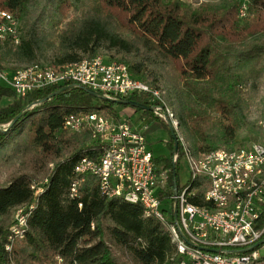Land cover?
<instances>
[{
	"label": "trees",
	"instance_id": "1",
	"mask_svg": "<svg viewBox=\"0 0 264 264\" xmlns=\"http://www.w3.org/2000/svg\"><path fill=\"white\" fill-rule=\"evenodd\" d=\"M30 2L0 0V12L20 21V45L0 48V65L63 66L106 50L108 61L125 64L134 78L161 92L178 124V144L174 154L169 127L152 112L94 98L79 88L51 86L17 97L0 86V165L17 161L41 174L56 162L37 196L32 174L20 173L0 186V217L33 206L11 252L5 250L7 227L0 226V264L9 257L15 264H179L182 257L160 221L145 217L139 204L103 196L95 176L75 173L81 158L95 160L101 151L89 131L71 133L64 121L97 113L117 122L121 109L131 108L138 117L129 122H139V130L160 123L169 135L170 157L153 156L156 168L168 171L159 197L173 195V176L180 190V159L199 162L211 152L238 148L236 138L259 106L264 0H249L242 18L237 0L197 10L179 0H52L51 14L36 18ZM124 100L150 106L143 95ZM75 182L78 194L71 197ZM185 185L197 191L189 203L204 206L205 179H188Z\"/></svg>",
	"mask_w": 264,
	"mask_h": 264
},
{
	"label": "built area",
	"instance_id": "2",
	"mask_svg": "<svg viewBox=\"0 0 264 264\" xmlns=\"http://www.w3.org/2000/svg\"><path fill=\"white\" fill-rule=\"evenodd\" d=\"M246 5L244 2L239 8L240 17L245 15ZM19 45L20 21L1 11L0 48L15 49ZM9 66L0 65V86L9 88L17 97L60 85L90 90L109 101L138 94L147 98L155 117L174 131L178 128L160 91L134 78L125 64L108 61L104 56L63 66L46 63ZM129 120L120 115L116 122L97 113L68 117L64 128L71 133L89 131L90 140L101 151L95 160L81 158L75 173L95 176L103 196L139 204L145 217L160 221L175 245L176 254L182 257L179 264H264V253H260L264 249V140L231 151L211 152L199 162L188 158L191 169L188 179L203 177L207 184L205 205L196 206L188 201L197 193L189 185L160 199L159 193L167 186L168 171L156 168L144 129L139 130ZM259 127L264 131V120ZM78 185L79 182L72 184L71 197L78 194ZM32 189L35 196L42 191L34 186ZM32 209L30 206L29 210ZM29 210H19L17 224L5 245L7 252H11L16 239H22ZM3 264H13L12 258Z\"/></svg>",
	"mask_w": 264,
	"mask_h": 264
},
{
	"label": "rangeland",
	"instance_id": "3",
	"mask_svg": "<svg viewBox=\"0 0 264 264\" xmlns=\"http://www.w3.org/2000/svg\"><path fill=\"white\" fill-rule=\"evenodd\" d=\"M179 1L189 6L192 10H197L200 7L205 6V5H218L224 2L225 0H205V1L204 0L202 1L201 0H179ZM237 1H238V7L240 6L239 8H241L243 3L246 2L247 4L249 0H237ZM28 8H29L31 17L36 18L41 13L51 14V10L53 8V2L52 0H31ZM238 12H239V9H238ZM68 14L70 15L69 17L70 19L73 13L70 10ZM245 15H246V11H245ZM118 21L125 22V19L123 16H120V18H118ZM98 55L104 56L106 58L110 56V54H108L106 50H101ZM9 67H15V65H11ZM120 114L124 118H130V120H133V122H135L138 117V114H136L131 108H122ZM262 120H264V85L261 90L259 106L257 108L251 109L250 111L249 119H248L249 125L246 127V129L241 131L236 138V144L239 147L247 146L251 144L252 142H254V140L257 142H262L264 140V131L259 127V122ZM137 125L139 126L140 123L137 122L136 126ZM145 138L148 144V149L152 152L155 158L169 159L170 153L166 145L167 141L169 140V135H168L167 130L163 128L160 125V123L158 122L150 123L146 127ZM173 160L175 161V158ZM55 163L56 162H53V161L49 162L41 174H34V173H31V171L27 167V164L25 163H20L17 161H10V162L6 161L0 165V186L6 184L7 181L12 176L19 175L20 173L22 174L27 173L29 175L32 174L34 177L32 186H34L35 189L40 188L41 185L45 184L47 176L49 172L52 170V168L54 167ZM159 167H162V164L159 165ZM190 173H191V169L188 163V159L186 157H183L179 161V169H178V184L180 187L185 185L186 181L190 177ZM20 209L21 208H16L12 210L7 216L0 217V226L3 225L7 227L8 235H12V228L15 227L17 224V215L19 216ZM260 253H264V249L263 250L261 249ZM12 261H13V264H15L13 259Z\"/></svg>",
	"mask_w": 264,
	"mask_h": 264
},
{
	"label": "water",
	"instance_id": "4",
	"mask_svg": "<svg viewBox=\"0 0 264 264\" xmlns=\"http://www.w3.org/2000/svg\"><path fill=\"white\" fill-rule=\"evenodd\" d=\"M83 91H85L88 95L94 97V98H100V99H103V100H107V99H104L102 97H99L96 93H94L93 91H90V90H84L82 89ZM63 90L59 91L58 93L62 92ZM109 101V100H108ZM111 102H116L117 104L119 105H122V106H130V107H133L135 109H140V110H144V111H148V112H151V107L150 106H145V105H140V104H137V103H134V102H129L127 100H121V101H111ZM20 116H18L13 122H16V120L19 119ZM170 130V135H171V138L173 140V144H174V154L176 153L177 151V144H178V140H177V137L175 135V132L173 129L169 128ZM173 190H174V194H176V183H175V177L173 176ZM261 243L257 244L256 247L260 246Z\"/></svg>",
	"mask_w": 264,
	"mask_h": 264
},
{
	"label": "crops",
	"instance_id": "5",
	"mask_svg": "<svg viewBox=\"0 0 264 264\" xmlns=\"http://www.w3.org/2000/svg\"><path fill=\"white\" fill-rule=\"evenodd\" d=\"M143 132H144V135H146V128H144Z\"/></svg>",
	"mask_w": 264,
	"mask_h": 264
}]
</instances>
